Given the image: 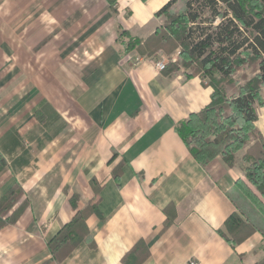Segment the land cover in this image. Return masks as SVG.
<instances>
[{
	"label": "crops",
	"instance_id": "obj_1",
	"mask_svg": "<svg viewBox=\"0 0 264 264\" xmlns=\"http://www.w3.org/2000/svg\"><path fill=\"white\" fill-rule=\"evenodd\" d=\"M169 1L117 0L113 10L108 0H0L8 54H23L21 74L0 77V98L8 97L0 105V153L8 163L0 198L19 185L24 196L15 209L27 202L18 222L0 230V264H123L140 240L150 250L144 264L264 258L261 233L236 247L219 233L238 211L231 192L239 194L242 170L221 157L203 166L176 131L210 104L213 89L183 71L161 72L154 59L120 43L122 32L143 40L153 34ZM256 126L264 135V123ZM114 156L113 165L126 161L119 181ZM93 178L103 217L87 221L96 248L57 262L48 240L75 216L74 194L78 210L95 197Z\"/></svg>",
	"mask_w": 264,
	"mask_h": 264
},
{
	"label": "trees",
	"instance_id": "obj_2",
	"mask_svg": "<svg viewBox=\"0 0 264 264\" xmlns=\"http://www.w3.org/2000/svg\"><path fill=\"white\" fill-rule=\"evenodd\" d=\"M146 2L148 0H142ZM113 10L117 0H108ZM179 5L181 6L179 8ZM163 24L146 39L121 33L120 43L126 53L136 51L142 57L154 58L162 51L168 56L178 54L180 62L166 66L171 74L182 64L188 77L209 78L213 89L210 104L176 127V131L192 156L203 166L217 157L230 167H239L243 178L237 183L240 203L233 200V213L219 231L233 247L255 233L264 235V135L257 128L258 105L263 106L264 89V0H170L156 13ZM247 68L252 78L244 83L234 77ZM37 117L42 119L39 112ZM112 176L119 181L125 160L113 165ZM8 167L0 153V174ZM95 197L78 210L80 196L74 194L71 204L76 210L73 219L48 240L53 260L63 262L76 250L96 248L87 225L99 210L101 185L91 179ZM24 191L15 185L0 198V230L14 225L27 202L18 208ZM169 219L164 229L171 225ZM150 257L147 244L140 240L124 256L123 264H144ZM256 264H264V259Z\"/></svg>",
	"mask_w": 264,
	"mask_h": 264
},
{
	"label": "rangeland",
	"instance_id": "obj_3",
	"mask_svg": "<svg viewBox=\"0 0 264 264\" xmlns=\"http://www.w3.org/2000/svg\"><path fill=\"white\" fill-rule=\"evenodd\" d=\"M180 7L181 6L179 5V8ZM158 20L161 22V25H162L163 24V19H158ZM0 41L1 42H5V44H2L3 46L1 45V49H0V57H1L2 62L4 63L3 66L1 65L2 67L0 69V77H2L5 74H8L9 71H12V70H14L15 74H17L18 72H20L19 67H17V65H18L17 63H18V61L20 62V61L23 60L22 59L23 54L19 55L20 58L18 57V52H17L16 56L14 55V53H11V52H10V55L8 54L9 51L6 48V45H7V43H10L11 41L7 38L6 35L4 37H2V35H0ZM134 52H136V51H134ZM20 53H22V51H20ZM153 59L155 61H160V60L164 61L165 64H166V66H168L171 63H175V62H180L181 61V58H180V56L178 54H174L173 56L170 57V56H168L167 54H165L162 51H159L154 56ZM175 59H176V61H175ZM176 71H183L184 73H186V72H189L190 73L191 72V71H187L182 64L180 65V67ZM19 74H21V72ZM243 76L246 77V80L248 78H252L251 71L248 70L247 68L241 69L240 71H238L236 73V75L234 77V80L236 82H238V83L243 84L244 83ZM202 80L205 83H209V81H210L208 77H203ZM24 86H25V84L22 82V80L19 81L18 83H16V87H17V89H19V91L21 93H22V91H24ZM2 92H0V95H2ZM5 96H6V94L0 98V105L7 104L6 101H7V98L8 97L7 98H4ZM261 98L263 100V102H262L263 103L262 104L263 106L258 105L257 109H258V114H259V121L261 123H264V118H260L262 115L264 116V89H262ZM10 99H11V96H10ZM231 198L233 200H235L236 202H239L240 203L239 194H236V192H234V191L231 192ZM262 250H264V245L262 246ZM263 255H264V253H263ZM263 259H261L260 261H262Z\"/></svg>",
	"mask_w": 264,
	"mask_h": 264
},
{
	"label": "built area",
	"instance_id": "obj_4",
	"mask_svg": "<svg viewBox=\"0 0 264 264\" xmlns=\"http://www.w3.org/2000/svg\"><path fill=\"white\" fill-rule=\"evenodd\" d=\"M134 54H136V52H134ZM135 63H139L141 61V57L140 56H136L135 59H134ZM176 61V59H175ZM156 68L159 70V71H165L166 69V64L164 61L160 60V61H156ZM190 264H197L195 261H191Z\"/></svg>",
	"mask_w": 264,
	"mask_h": 264
}]
</instances>
